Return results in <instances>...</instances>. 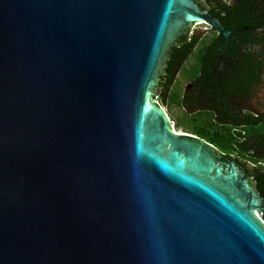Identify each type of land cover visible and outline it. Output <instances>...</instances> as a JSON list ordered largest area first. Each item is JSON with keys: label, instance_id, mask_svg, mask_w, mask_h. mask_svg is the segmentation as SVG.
I'll return each instance as SVG.
<instances>
[{"label": "water", "instance_id": "water-1", "mask_svg": "<svg viewBox=\"0 0 264 264\" xmlns=\"http://www.w3.org/2000/svg\"><path fill=\"white\" fill-rule=\"evenodd\" d=\"M195 0H0V264H264V201L154 94Z\"/></svg>", "mask_w": 264, "mask_h": 264}, {"label": "flooded vegetation", "instance_id": "flooded-vegetation-1", "mask_svg": "<svg viewBox=\"0 0 264 264\" xmlns=\"http://www.w3.org/2000/svg\"><path fill=\"white\" fill-rule=\"evenodd\" d=\"M206 22L175 40L161 67L156 103L176 132L215 147L224 175L236 170L264 201V0H195ZM247 12V14H246Z\"/></svg>", "mask_w": 264, "mask_h": 264}, {"label": "trees", "instance_id": "trees-1", "mask_svg": "<svg viewBox=\"0 0 264 264\" xmlns=\"http://www.w3.org/2000/svg\"><path fill=\"white\" fill-rule=\"evenodd\" d=\"M242 1V4L241 7H240V12H243L246 10V3L248 0H241ZM247 14V12H246ZM259 182H260V186L262 187L264 185V175H261L260 178H259Z\"/></svg>", "mask_w": 264, "mask_h": 264}]
</instances>
